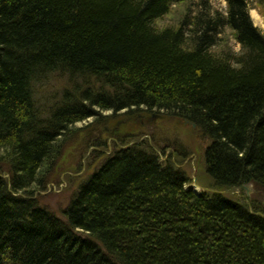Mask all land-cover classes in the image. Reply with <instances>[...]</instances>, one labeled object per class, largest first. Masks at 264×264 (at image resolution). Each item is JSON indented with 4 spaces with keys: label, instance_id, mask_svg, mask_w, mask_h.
I'll use <instances>...</instances> for the list:
<instances>
[{
    "label": "trees",
    "instance_id": "1",
    "mask_svg": "<svg viewBox=\"0 0 264 264\" xmlns=\"http://www.w3.org/2000/svg\"><path fill=\"white\" fill-rule=\"evenodd\" d=\"M185 1L0 0V264H264V212L186 187L150 145L105 156L62 216L32 196L76 123L142 109L197 124L217 186L264 191V32L247 0L157 26ZM228 28L238 51L218 50ZM56 72L81 85L42 108Z\"/></svg>",
    "mask_w": 264,
    "mask_h": 264
},
{
    "label": "rangeland",
    "instance_id": "2",
    "mask_svg": "<svg viewBox=\"0 0 264 264\" xmlns=\"http://www.w3.org/2000/svg\"><path fill=\"white\" fill-rule=\"evenodd\" d=\"M247 1L254 25L264 32V2ZM200 2L201 0H187L174 5L169 14L158 20L157 26L161 29L175 26L182 12L187 11L186 5L195 9ZM209 3L214 9L227 11V0H209ZM228 46L240 50L230 28L221 36L218 50ZM46 76L37 86L36 100L42 108H48L60 97L64 87L81 85L78 78L73 83L60 72ZM124 113L98 110L92 117L75 124L74 129L63 139L58 157L50 165H46L48 168L43 183L32 191V196L39 204L60 216L64 215L63 209L69 203L73 192L105 156L117 148L143 143L144 147L150 145L160 155L162 162H172L189 174L190 181L186 187L197 189L200 193L219 191L241 201L246 200L252 208L264 212L261 209L264 208V191L254 183H249L248 189L244 186L219 187L208 175L205 150L209 138L200 128L192 127L191 123L158 109H142L132 118Z\"/></svg>",
    "mask_w": 264,
    "mask_h": 264
},
{
    "label": "water",
    "instance_id": "3",
    "mask_svg": "<svg viewBox=\"0 0 264 264\" xmlns=\"http://www.w3.org/2000/svg\"><path fill=\"white\" fill-rule=\"evenodd\" d=\"M187 122L188 123H192L194 127L196 126V123L195 122H190L189 120ZM248 187H249V184H246L245 185V189H248Z\"/></svg>",
    "mask_w": 264,
    "mask_h": 264
}]
</instances>
